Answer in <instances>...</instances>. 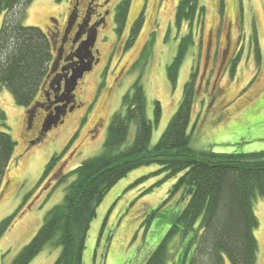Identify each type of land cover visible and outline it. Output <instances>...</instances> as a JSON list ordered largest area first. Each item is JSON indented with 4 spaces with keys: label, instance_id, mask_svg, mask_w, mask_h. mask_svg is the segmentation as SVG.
<instances>
[{
    "label": "rangeland",
    "instance_id": "374dc122",
    "mask_svg": "<svg viewBox=\"0 0 264 264\" xmlns=\"http://www.w3.org/2000/svg\"><path fill=\"white\" fill-rule=\"evenodd\" d=\"M122 1L107 0L95 44L99 61L79 84L75 93L78 106L43 137L40 133L47 118L44 109H38L29 128L28 112L33 109L17 106L0 85V112L5 114L7 127L4 131L16 143L0 186V223L27 198L13 226L0 236V264H13L43 226L48 213L62 204L75 175L59 185L56 180L102 154L112 118L126 112L123 99L140 78L147 118L154 122L156 103L162 111L160 122L154 126L151 149L178 111L185 85L194 74V110L188 130L192 148L202 156L210 152L250 158L264 153V0H199L204 17L181 26L176 23L180 0H132L126 27L118 35L115 12ZM73 4L74 0H35L22 18V25L45 33L52 24L64 29ZM85 5L86 0H79V16ZM141 16V29L132 45L127 46L131 28ZM5 19L6 13L0 17V29ZM187 36L193 44L173 85L168 67ZM211 51L214 60L208 72ZM219 76V87L212 94V85ZM42 94L43 86L35 103H42ZM136 135L137 125L133 123L124 150L132 146ZM65 151L55 169L58 173L52 172L40 183L50 160ZM177 179L167 178L160 166L151 165L120 180L97 209L88 233L84 264H145L187 205L180 194L171 193ZM254 212L258 219L257 264H264V198L254 200ZM179 246L177 242L170 244L167 264H175ZM61 251V247L50 243L30 264H55Z\"/></svg>",
    "mask_w": 264,
    "mask_h": 264
},
{
    "label": "trees",
    "instance_id": "16d2710c",
    "mask_svg": "<svg viewBox=\"0 0 264 264\" xmlns=\"http://www.w3.org/2000/svg\"><path fill=\"white\" fill-rule=\"evenodd\" d=\"M34 1L0 0V17L6 13L0 29V85L9 91L17 106L27 110L36 104L52 59L48 33L24 27L21 22ZM64 1L56 0L57 3ZM198 1L180 0L176 10L178 26L184 22L193 24L204 17L205 9ZM131 4L132 0H123L116 7L118 35L124 32ZM142 23L141 16L131 28L127 46L132 45ZM192 44L191 36L183 38L177 56L168 67L173 85ZM234 70L235 67L232 75ZM196 77L192 74L186 83L178 111L153 149L150 143L154 126L162 117L161 107L156 103L155 120H149L141 78L135 82L123 99L126 112L112 118L102 154L56 180L59 185L71 174L75 175L62 204L48 213L43 226L13 264H30L50 243L62 249L55 264H84L88 233L108 192L130 172L151 165L160 166L167 178L178 177L171 193L180 194L187 205L145 264H167L170 244L175 242L180 245L175 264H225L226 261L257 264L258 219L254 200L264 198V153L250 158L210 152L202 156L192 148L188 130L194 110ZM5 121V114L0 112V186L16 148L11 135L4 131ZM133 123L137 125L135 141L124 150ZM67 151L50 160L40 183L52 172L58 173L55 169ZM25 201L0 223V236L13 226L25 208Z\"/></svg>",
    "mask_w": 264,
    "mask_h": 264
},
{
    "label": "flooded vegetation",
    "instance_id": "af4514ba",
    "mask_svg": "<svg viewBox=\"0 0 264 264\" xmlns=\"http://www.w3.org/2000/svg\"><path fill=\"white\" fill-rule=\"evenodd\" d=\"M106 3L107 0H104V3L101 0H86L85 11L82 16H79V0H74L68 22L64 29H58V25L52 24L48 32V36L52 42V59L49 64L46 81L43 85L42 103H37L36 107H38L37 111L40 107L43 108L47 116L50 113H55V108L62 107L58 125L63 123L64 117L78 106L75 93L78 91L79 84L93 69L95 63L99 61L95 55V44L98 36V29L104 22V9ZM74 14H77V18L75 23H72L69 20ZM92 38H95L94 45L90 46L87 50L83 46L80 52L81 44ZM213 54L211 51L210 56L207 58L206 69L208 72L211 67V62L214 60ZM221 60L223 62L225 57L223 59L221 58ZM82 68H86L88 71L84 73L83 78L78 81L75 90L68 96V99H66L63 95L66 82L71 78L73 73L80 72ZM223 68V66L218 68L220 70H218L219 74L222 73L221 71ZM52 70H54L53 73ZM208 72L206 76H208ZM221 77L222 76H219L217 82L213 83L212 94L218 89ZM52 83H54V86ZM58 83H61L60 91L58 90ZM47 93L50 94L51 101H48L46 97ZM45 134L42 128L40 138ZM40 138L33 142V144L38 142Z\"/></svg>",
    "mask_w": 264,
    "mask_h": 264
},
{
    "label": "water",
    "instance_id": "95a60500",
    "mask_svg": "<svg viewBox=\"0 0 264 264\" xmlns=\"http://www.w3.org/2000/svg\"><path fill=\"white\" fill-rule=\"evenodd\" d=\"M76 18H77V14H74L70 17L69 21H71L72 23H75ZM94 42H95V38H92L91 40H87L86 42H83L81 44L79 51L81 52L83 46L85 47L86 50L89 49L90 46L94 45ZM86 71H88L86 68L80 69V72L73 73L71 78L66 82L65 91L63 93V95H64V97H66V99H68V96L70 94H72V92L75 90L76 86L78 85V81L83 78V75ZM53 72H54V70H52V73ZM52 84L54 86V83H52ZM58 87H59L58 90L60 91L61 90V83H58ZM46 97H47L48 101H51L50 94L47 93ZM37 108L38 107L35 106L33 110L28 112V115H29V117H28V122H29L28 124L29 125L28 126H29V128H31L33 123H34ZM61 109H62V107L55 108V110H54L55 113L48 114V116L44 122V125H43V133H48L50 130H52V128H54L58 125L59 120H60Z\"/></svg>",
    "mask_w": 264,
    "mask_h": 264
}]
</instances>
